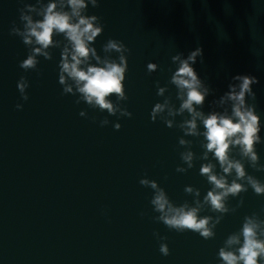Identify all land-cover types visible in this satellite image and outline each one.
<instances>
[{
  "label": "water",
  "instance_id": "water-1",
  "mask_svg": "<svg viewBox=\"0 0 264 264\" xmlns=\"http://www.w3.org/2000/svg\"><path fill=\"white\" fill-rule=\"evenodd\" d=\"M48 3L0 0V264H221L218 250L240 231L244 218L264 221V194H255L244 179L238 182L247 191L228 197L227 212L204 206L199 215L212 216L213 222L221 217L209 240L154 221L153 190L140 185L141 178L155 180L176 205L203 202L212 186L199 172L208 162L199 159L203 138L184 137L192 144L180 146L182 132L152 122L149 114L164 97L179 106L175 87L168 83L171 56L199 46L203 63L195 68L213 89L203 110H209L207 100L223 94L233 75L255 76L258 135L264 141V0H98V7L89 5L86 14L97 15L104 26L93 44L97 54L105 55L101 46L109 38L129 49L128 99L122 107L131 118L109 116L61 94L57 65L66 43L62 34L53 37L59 46L47 49L52 59L38 56L37 70L19 67L32 48L18 34L26 24L21 16L42 19L37 11ZM149 62L158 65L151 74ZM22 75L29 82L27 101L16 87ZM156 81L167 84L164 97L156 95ZM106 99L115 103L114 95ZM82 110L85 117L79 115ZM105 118L109 123L101 127ZM113 123H120V129ZM186 148L194 153V167L179 173L177 166L187 167L179 157ZM254 150L258 165H264V143L254 144ZM234 155L240 158L235 150ZM242 163L246 175L264 183V171L247 158ZM186 186L198 189L199 197L185 193ZM154 232L166 239L159 241ZM161 242L169 255L160 253Z\"/></svg>",
  "mask_w": 264,
  "mask_h": 264
},
{
  "label": "clouds",
  "instance_id": "clouds-1",
  "mask_svg": "<svg viewBox=\"0 0 264 264\" xmlns=\"http://www.w3.org/2000/svg\"><path fill=\"white\" fill-rule=\"evenodd\" d=\"M89 5L98 7V0H49L47 5H42L37 11L42 19L35 22L31 16L22 14L21 18L26 24L24 31L18 34L23 38V43L32 48L26 58L19 62V67L25 72L37 70L38 56H43L45 60L52 59V53L47 49L50 46L58 47L59 41H54L53 37L62 34L66 43L57 65L61 94L76 96L77 104L84 102L92 109L106 110L109 116L131 118L132 113L122 107V102L128 99L124 81L129 49L122 41L109 38L101 46L105 55L101 57L97 54L93 44L102 34L104 26L97 15L86 14ZM28 7L29 11H36ZM112 53L116 54L115 58H112ZM198 61L203 63V50L199 46L187 55L178 51L171 56L168 83L175 87V99L179 101V106L171 102L170 96L164 97L168 90L167 84L160 86V82L156 81V95L164 99L153 105L149 117L152 122L160 120L167 128H178L183 134L178 137L180 146L190 147L192 144L191 140L184 137L203 138L200 146L204 151L199 159L208 162L200 165L199 172L212 187L203 202L197 199L195 206H190L187 202L174 204L155 180L145 177L139 183L153 190L150 204L153 212L158 213L152 217L154 221L162 222L170 230L180 233L190 230L204 240H209L215 236L214 228L221 217L217 216L213 222L212 216L199 215L204 206L211 212H227L228 197H236L242 191H247V187L238 182L244 179L255 194H264V183L246 175L242 163L247 158L253 168L264 171V165H258V155L254 150V144L264 141L258 135L260 123L255 111L256 93L253 85L258 83L257 78L251 74L233 75L222 95L207 100L209 110L205 112L206 98L213 95V89L211 85H206L204 78L196 71ZM146 69L151 74L158 70V65L149 62ZM16 87L21 100L27 101L29 82L23 75ZM113 95L115 103L112 99H106ZM22 107L21 103L15 105L16 110ZM79 115L85 117L86 112L82 110ZM177 116L182 117L179 122L175 119ZM108 123L109 120L105 118L100 121V126ZM120 127V123H113L115 130ZM234 150L239 159L235 157ZM179 157L187 167L177 166V172L186 173L194 167L193 151L186 148ZM217 166L220 171L216 170ZM229 177H232L231 181ZM184 191L194 193L196 197L200 195L199 190L191 186H186ZM153 236L159 241L166 239L157 232ZM234 245L239 247L233 248ZM159 251L164 256L169 255V248L164 242L160 243ZM217 256L221 264H258V257L260 264H264V221L246 216L240 231L228 237L225 247L219 248Z\"/></svg>",
  "mask_w": 264,
  "mask_h": 264
}]
</instances>
